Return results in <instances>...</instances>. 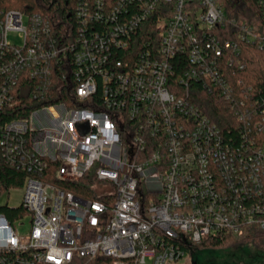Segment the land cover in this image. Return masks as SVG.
Returning <instances> with one entry per match:
<instances>
[{"label":"built area","instance_id":"2783aa9c","mask_svg":"<svg viewBox=\"0 0 264 264\" xmlns=\"http://www.w3.org/2000/svg\"><path fill=\"white\" fill-rule=\"evenodd\" d=\"M224 1L119 0L104 13L105 0H77L63 35L36 14L0 10V114L17 95L31 103L0 122V163L27 174L29 223L22 234L0 214V264H178L207 239L264 233V107L233 101V57L223 58L239 54L238 40L264 48V0L261 32L240 25L227 40ZM153 16L154 42L112 57ZM193 82L222 100L231 127L200 108ZM49 170L61 182L92 172L110 204L42 181Z\"/></svg>","mask_w":264,"mask_h":264},{"label":"trees","instance_id":"16d2710c","mask_svg":"<svg viewBox=\"0 0 264 264\" xmlns=\"http://www.w3.org/2000/svg\"><path fill=\"white\" fill-rule=\"evenodd\" d=\"M77 0H52L48 5L42 0H0V10H18L25 15L36 14L48 20L51 25V31L57 35L65 34L66 29L71 33L74 32L73 23L75 22L73 11ZM119 0H105L103 5V12L109 13L113 6L117 5ZM126 7L127 17L136 11L135 3H124ZM225 19L222 32L219 33L224 40L235 39L240 25H244L254 32H261V11L257 0H225L223 5ZM123 13V12H122ZM118 15V14H117ZM108 23H104V29L107 30ZM159 26L156 24V17L147 18L139 23L129 33L128 50L114 48V56H128L132 51H137L150 42H154L156 30ZM70 38V37H69ZM261 43L257 39L253 43L238 40V55L225 54L223 58L233 57L229 66L225 64L226 80L233 90V101L236 103L243 102L248 107L257 104L254 107H264V48H261ZM178 57L173 59L176 74L183 70L184 62ZM24 91V90H23ZM191 93L194 94L195 100L201 109H204L208 116L215 122L222 126L233 125L234 119L231 112L225 108L222 100L211 95V92L204 89L202 85L193 82L190 85ZM50 97H55L52 92ZM26 96L21 95L15 97L17 105L14 108H4L0 114V122H8L11 119L18 118L25 115L31 107V103L26 102ZM264 109V108H262ZM262 109H258L261 113ZM27 174L21 170L11 167L5 161L0 163V191H7L9 189H21L23 181ZM54 183L62 191L71 192L74 196L82 199H97L105 204H110V199H105L98 196L94 192V186L97 183L96 178L92 174L85 175L77 182H61L54 177L52 170H49L48 176L42 177V181H49ZM0 214H2L12 225L15 221L27 217V212L22 206L18 207H0ZM252 245L254 248L264 251V233L258 232L254 228L246 231L241 237H223L221 239H207L203 241L196 249H222L225 247H234L236 245ZM72 264H112L111 258L97 256L93 260L81 258L74 261Z\"/></svg>","mask_w":264,"mask_h":264},{"label":"rangeland","instance_id":"374dc122","mask_svg":"<svg viewBox=\"0 0 264 264\" xmlns=\"http://www.w3.org/2000/svg\"><path fill=\"white\" fill-rule=\"evenodd\" d=\"M9 39L15 40L12 36ZM22 192V188L0 191V207H18L21 203ZM14 225L20 233L27 232L29 228L28 217L23 219L21 226L19 220L15 221ZM178 264H264V251L254 248L251 244L222 249L194 248L190 253H186Z\"/></svg>","mask_w":264,"mask_h":264}]
</instances>
